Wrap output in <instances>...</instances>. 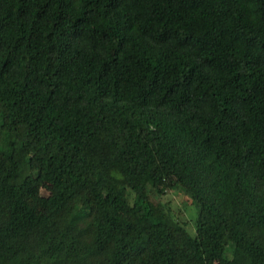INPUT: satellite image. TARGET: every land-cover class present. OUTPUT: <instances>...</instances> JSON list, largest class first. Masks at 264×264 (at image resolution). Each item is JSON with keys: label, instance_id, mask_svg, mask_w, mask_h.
I'll return each instance as SVG.
<instances>
[{"label": "trees", "instance_id": "trees-1", "mask_svg": "<svg viewBox=\"0 0 264 264\" xmlns=\"http://www.w3.org/2000/svg\"><path fill=\"white\" fill-rule=\"evenodd\" d=\"M0 264H264V0H0Z\"/></svg>", "mask_w": 264, "mask_h": 264}, {"label": "rangeland", "instance_id": "rangeland-1", "mask_svg": "<svg viewBox=\"0 0 264 264\" xmlns=\"http://www.w3.org/2000/svg\"><path fill=\"white\" fill-rule=\"evenodd\" d=\"M41 193L47 195V187L44 185L41 188ZM162 203H166L167 210L176 218L178 222L183 224L187 230L193 234L195 231V215L191 198L188 195L181 193L178 190H167L165 193L158 197Z\"/></svg>", "mask_w": 264, "mask_h": 264}]
</instances>
